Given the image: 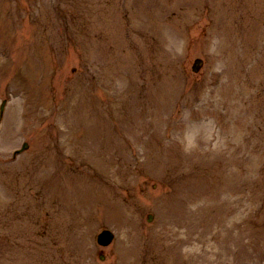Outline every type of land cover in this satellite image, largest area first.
I'll return each mask as SVG.
<instances>
[{
    "label": "rangeland",
    "instance_id": "1",
    "mask_svg": "<svg viewBox=\"0 0 264 264\" xmlns=\"http://www.w3.org/2000/svg\"><path fill=\"white\" fill-rule=\"evenodd\" d=\"M5 99L0 264H264V0H0Z\"/></svg>",
    "mask_w": 264,
    "mask_h": 264
},
{
    "label": "water",
    "instance_id": "2",
    "mask_svg": "<svg viewBox=\"0 0 264 264\" xmlns=\"http://www.w3.org/2000/svg\"><path fill=\"white\" fill-rule=\"evenodd\" d=\"M201 64H202V60L197 59L195 65H194V68L198 69ZM111 239H112V234L109 231H104L102 234H100L99 240L102 243H108Z\"/></svg>",
    "mask_w": 264,
    "mask_h": 264
},
{
    "label": "bare ground",
    "instance_id": "3",
    "mask_svg": "<svg viewBox=\"0 0 264 264\" xmlns=\"http://www.w3.org/2000/svg\"><path fill=\"white\" fill-rule=\"evenodd\" d=\"M258 38H261L260 36H258ZM216 102H220V100L219 99H217V100H215Z\"/></svg>",
    "mask_w": 264,
    "mask_h": 264
}]
</instances>
